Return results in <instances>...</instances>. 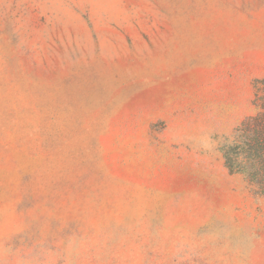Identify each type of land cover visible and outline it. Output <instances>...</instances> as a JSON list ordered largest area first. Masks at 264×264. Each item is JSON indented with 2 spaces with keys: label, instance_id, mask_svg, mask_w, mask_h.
Returning a JSON list of instances; mask_svg holds the SVG:
<instances>
[{
  "label": "rangeland",
  "instance_id": "374dc122",
  "mask_svg": "<svg viewBox=\"0 0 264 264\" xmlns=\"http://www.w3.org/2000/svg\"><path fill=\"white\" fill-rule=\"evenodd\" d=\"M260 113L264 0H0V264H264Z\"/></svg>",
  "mask_w": 264,
  "mask_h": 264
},
{
  "label": "trees",
  "instance_id": "16d2710c",
  "mask_svg": "<svg viewBox=\"0 0 264 264\" xmlns=\"http://www.w3.org/2000/svg\"><path fill=\"white\" fill-rule=\"evenodd\" d=\"M264 114L243 120L233 140L220 146L229 171L242 172L250 181L264 187Z\"/></svg>",
  "mask_w": 264,
  "mask_h": 264
}]
</instances>
